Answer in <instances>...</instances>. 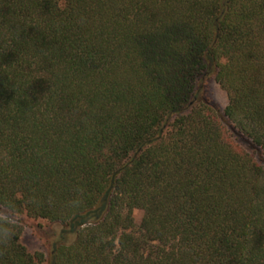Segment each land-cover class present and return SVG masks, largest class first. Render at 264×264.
Returning a JSON list of instances; mask_svg holds the SVG:
<instances>
[{"label":"trees","instance_id":"trees-1","mask_svg":"<svg viewBox=\"0 0 264 264\" xmlns=\"http://www.w3.org/2000/svg\"><path fill=\"white\" fill-rule=\"evenodd\" d=\"M0 207L59 225L0 264H264V0H0Z\"/></svg>","mask_w":264,"mask_h":264},{"label":"rangeland","instance_id":"rangeland-1","mask_svg":"<svg viewBox=\"0 0 264 264\" xmlns=\"http://www.w3.org/2000/svg\"><path fill=\"white\" fill-rule=\"evenodd\" d=\"M197 86H200V93L203 97L220 111L223 110L227 103V94L214 80L213 75H205L197 82ZM235 138L243 144V141L239 137ZM0 214L11 215L1 207ZM133 216L134 222L137 225L141 219V211L134 210ZM11 217L19 221L22 226L20 240L27 250L30 252L40 250L47 256L50 244L55 238L54 234L59 230V225L43 218L30 217L25 214L11 215Z\"/></svg>","mask_w":264,"mask_h":264}]
</instances>
